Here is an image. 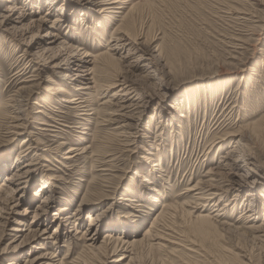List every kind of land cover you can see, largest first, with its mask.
Returning a JSON list of instances; mask_svg holds the SVG:
<instances>
[{
	"label": "rangeland",
	"instance_id": "obj_1",
	"mask_svg": "<svg viewBox=\"0 0 264 264\" xmlns=\"http://www.w3.org/2000/svg\"><path fill=\"white\" fill-rule=\"evenodd\" d=\"M132 4L133 35L104 47L119 36L116 12L86 0H0V102L25 126L8 141L11 119H0V181L13 177L0 264H264V0H126L109 11ZM108 48L128 85L117 98L118 86L100 87L106 73L94 83L89 74ZM60 83L65 97L87 98L89 121L64 96L48 97ZM78 84L89 88L80 95ZM69 145L87 151L63 158ZM195 183L203 189L189 190ZM90 191H104L102 201ZM170 202L181 211L169 232L187 236L175 252L143 237ZM199 215L211 229L195 227ZM107 231L136 243L89 251Z\"/></svg>",
	"mask_w": 264,
	"mask_h": 264
},
{
	"label": "bare ground",
	"instance_id": "obj_2",
	"mask_svg": "<svg viewBox=\"0 0 264 264\" xmlns=\"http://www.w3.org/2000/svg\"><path fill=\"white\" fill-rule=\"evenodd\" d=\"M86 2H88V3H91V5H94V6H97V5H99L100 6V10H99V13H104L103 11H106V12H116V13H118V16H119V21L117 22V24H116V30H115V33L116 34H119V36H110L109 37V40L104 44V47H108L109 45H110V42H112V43H114L113 41H118L119 40V38H121L120 37V35H125V36H127V38L128 37H131L132 35H133V32H134V29H135V25H136V18H135V16H134V12H132V10L136 7V5H134V4H132V5H129V7H128V10L127 11H125V13H123L121 10H119V11H109V9L110 10H114V9H112V8H124V6H122V5H124L125 4V2H126V0H110V1H105V0H86ZM118 6V7H117ZM98 7V6H97ZM118 10V9H117ZM228 12V11H227ZM106 14V13H105ZM113 14V13H112ZM115 14V13H114ZM113 14V15H114ZM117 17V16H116ZM56 21V20H55ZM54 21V22H55ZM111 35V34H110ZM98 36V35H97ZM112 38V39H111ZM121 40V39H120ZM118 43V42H117ZM116 42L114 43L115 45L117 44ZM119 44V43H118ZM112 45V44H111ZM117 46V45H116ZM115 47H113V49H114ZM112 48L110 49V48H108L107 50H105V51H102L99 55H97L96 57H95V61H97L96 63H97V65H96V63H94L93 62V69H91V67H90V72H89V74L91 75V82H93L94 83V81H96L95 80V76L93 75V73L94 72H97V73H100V74H102L103 75V73L106 75L105 76V78H106V80L102 83V85L100 86V87H103V90H106V89H110V88H112V87H114V86H118V88L119 89H117V90H114L113 92H112V98H117V97H119V96H122V91H124L126 88H128L127 86L128 85H126L125 86V83L123 82H120L119 81V79H118V76L120 75V72L115 68V70L114 69H112L110 66H111V64L112 65H114V64H116V62H117V59L116 58H114V56H113V54L111 53V50H113ZM115 50V49H114ZM95 64V65H94ZM26 66L27 65H25L23 68H26ZM54 66V65H53ZM22 70V69H21ZM21 70L19 71L20 73H18L17 74V76L18 75H21L23 72H21ZM18 72V71H17ZM70 72V71H69ZM96 73V74H97ZM95 74V73H94ZM32 76H34L33 74H31ZM30 75V76H31ZM36 75V74H35ZM63 78H61V82H62V80L63 81H67V80H70V79H72L71 77H72V75H69V73L68 72H66V73H62V75H61ZM97 77H98V75H96ZM99 77H100V75H99ZM98 77V78H99ZM104 78V77H103ZM97 79V78H96ZM24 80V79H23ZM101 80H103V79H101ZM97 81H100V79H97ZM123 81V80H122ZM102 82V81H101ZM101 82H98L99 84L101 83ZM59 83V82H58ZM64 83V82H63ZM63 83H60V84H57V85H49L47 88H46V90L48 91V94H49V98L50 97H52V99L54 98V97H57V96H60V95H62V96H66V95H64L65 93H68V90L66 89V85L65 84H63ZM90 83V82H89ZM65 85V86H64ZM81 85V84H80ZM87 88H89V87H86V86H84V85H82V86H79V84L78 85H76V87L74 88L75 90H79V91H81V93H80V95H82L83 94V89H87ZM86 94V93H85ZM88 94V93H87ZM68 96V95H67ZM79 96V95H78ZM47 97V98H48ZM63 97V98H64ZM87 99V98H86ZM86 99H83V96H79V98H72V97H65L64 99H62V101L63 102H67V103H73V107H75V109L76 110H80L81 111V113H80V115L82 116V117H84L83 119H89V115L90 114H92V113H89V111H88V109H86V107L88 106V104L87 105H85V103L87 102V100ZM89 99H91V98H89ZM8 100V99H7ZM43 101L45 102V103H47V100L46 99H44L43 98ZM55 101V100H54ZM61 101V100H60ZM59 101V102H60ZM7 101H1L0 102V111L2 112H5L6 111V107L8 106L7 105ZM41 103H39L38 104V106H42V105H40ZM46 106H47V109H51V110H53V111H57L56 109H53V108H51V106H49V105H47V104H45ZM51 105V104H50ZM64 105V104H63ZM55 107V106H54ZM56 108V107H55ZM2 112V113H3ZM79 112V111H78ZM8 113H10L11 114V112H8ZM8 113H3L2 115H1V117H0V119L2 118L3 119V117L5 116V115H9ZM94 115H95V113H93ZM91 116V115H90ZM181 116H183L184 117V115H181ZM11 120H9V121H7L6 122V120H4V122H6V126H5V129H6V133H5V135H4V137H5V139L6 140H13V139H15L14 137L15 136H19V135H21V134H23L22 133V131L24 130V127H23V125H22V121L21 122H17V120H19V119H17L16 120V117L15 116H8ZM180 117V116H179ZM6 119H7V117H5ZM49 118H52V117H49ZM87 119V120H88ZM87 120H86V122H87ZM102 121H106V122H111L112 120L109 118V119H106V120H104V119H101ZM89 121V120H88ZM1 122V121H0ZM41 122V124H43V125H49V126H53V125H51L50 123H48V122H45V121H40ZM3 123V122H2ZM62 123V122H61ZM107 123V124H108ZM4 124V123H3ZM24 124V123H23ZM1 125V124H0ZM5 125V124H4ZM84 128V127H83ZM86 128V127H85ZM42 130V129H41ZM43 130H45V129H43ZM96 132H98V131H96ZM7 134V135H6ZM112 135H114L115 136V134H107V136L108 137H111ZM106 141L105 142H103L101 145H100V147H102V146H104V148H106L105 146H108L106 143H109L108 142V138L106 137ZM34 141L36 140V139H33ZM128 141H130V140H128ZM26 142H28V140H26V139H23L22 141H21V143L23 144V143H25V145H26ZM62 142V141H61ZM60 142V144H57V147L58 148H60L61 146H63V144L64 143H61ZM217 142H221V139L219 140V141H214L212 144H211V146L212 145H214V144H218ZM95 146V145H94ZM97 146V145H96ZM81 147V149H79V151H78V147L77 146H73V145H69L68 146V149L67 150H65V156L63 157V158H66V159H72V157H74V156H76L77 155V153H79L80 151H81V153L83 152V151H87V148L86 149H82V146H80ZM86 147H88V146H86ZM29 148H31V145H30V143L29 144H27V146H26V148H25V150H28ZM96 148V147H95ZM94 147H93V149H95ZM31 150V149H30ZM57 150V149H56ZM96 150V149H95ZM94 150V151H95ZM78 151V152H77ZM93 150H91V152H92ZM58 152V151H57ZM51 153V152H50ZM75 153V154H74ZM149 154H153L152 152H149ZM60 155V154H59ZM17 159V158H16ZM7 164V163H6ZM29 164H31V162L30 163H25V165L27 166V165H29ZM24 165V166H25ZM29 170H25V171H23L24 172V174L26 173V172H28ZM210 172V171H209ZM14 176H20L19 174L18 175H16V174H14ZM12 178L13 177H9V175L8 174H6L5 175V179L7 180V181H9V180H12ZM19 178H21V177H19ZM56 177H51L50 179H55ZM6 180H2V181H0V205H2V207H4L3 205L4 204H7V202L8 201H10L11 199H12V196H11V198H8V199H2V193H3V191H5V185H7V183H6ZM106 180V179H105ZM103 181V180H102ZM23 182H25V181H23ZM103 183V182H102ZM88 184V183H87ZM45 185H43V187H44ZM103 186V185H102ZM106 186V185H105ZM7 187V186H6ZM211 187H213L212 185H211ZM198 188H200L199 187V183H195L194 185H192V187L191 188H189V190H197ZM98 189V188H97ZM200 189H203V188H200ZM200 189H199V191H200ZM101 190V189H100ZM103 190V189H102ZM88 191V190H87ZM209 191H210V189H209ZM208 191V192H209ZM93 192V191H92ZM91 191L87 194V195H85V196H87L88 197V195H89V197H95V199L94 198H92V199H94L97 203H100L101 201H102V198H103V194L102 193H100V192H103L104 193V191H98V193L97 192H93L92 193ZM207 193V192H206ZM215 193L216 192H210V193H207V195L209 194V195H212V196H215ZM85 194V193H84ZM205 193H201L200 195H204ZM217 195V194H216ZM219 195V194H218ZM217 195V196H218ZM260 196H262V197H264V192L263 193H260L259 194ZM201 196V197H202ZM86 197V198H87ZM211 197V196H210ZM91 200V199H90ZM125 200H127V201H131V199L129 198H127V199H125ZM45 200H43L42 202H44ZM139 204H137L136 206H138ZM165 205V204H164ZM164 205H162V206H164ZM8 206V205H7ZM180 207V205L179 206H175V204L174 203H172V202H170V203H168V204H166L164 207H162V209H161V211H159V213L157 214V216H155L154 217V220H153V222H152V227L151 228H147L145 231H144V234H143V237H145V238H147V240H148V245L150 246V247H155V245H156V248H158V249H163L165 246V244H164V242H162L163 240H165V241H169V242H171L172 244H173V247H174V250H172L173 252H175V248H177L179 245H180V242H185V241H187V239L185 240V238L184 237H187V236H183L182 237V234H181V231H180V234L181 235H177V236H180V237H176V236H173L172 234H171V232H169L170 231V228H172L173 226H176V225H174V221H173V218H174V216H175V214H177V213H179L178 211H179V208ZM133 208V207H132ZM250 210V209H249ZM180 211H181V209H180ZM184 212V211H183ZM182 212V213H183ZM178 215V214H177ZM180 215V214H179ZM209 216H210V214H209ZM88 218H91V220L92 221H94V219L92 218V216L91 215H88L87 216ZM198 220L200 221V224H199V222L198 223H196V228H198V229H200V230H205V229H211L210 227V225H208L211 221H210V217H208V216H206V215H199L198 217ZM195 221H196V219H194ZM197 220V221H198ZM210 221V222H209ZM201 222H203V223H206L207 225H205V224H202ZM199 226H198V225ZM211 224V223H210ZM193 227V226H192ZM153 228H156L155 230H153ZM173 229V228H172ZM171 229V230H172ZM177 229V228H176ZM153 231H154V233H153ZM108 232V231H107ZM175 232V231H174ZM184 232V231H183ZM182 232V233H183ZM106 233V232H105ZM143 239V238H142ZM157 240V239H160V240H157V243L155 244V243H152V240ZM143 240H145V239H143ZM143 240H137V241H139V243H144L143 242ZM134 243H136V241H130V242H125V241H123V240H120V239H118V238H116V237H114V236H112V233L111 232H108V233H106L105 235H103V239L101 240V243L98 245V246H91V247H88V250L89 251H94L95 250V252H96V254L97 253H100V254H102L103 256L104 255H108V254H110V253H114V251L116 250V248H118V246H120V244H123V245H125L126 247H130L129 245H131V244H134ZM135 245V244H134ZM134 245H132V246H134ZM145 245H146V243H145ZM131 246V247H132ZM115 249V250H114ZM121 249V248H120ZM172 251H168L170 254L171 253H173ZM167 252V251H166ZM191 252H195V251H191ZM94 254V253H93ZM191 254V253H190ZM88 257L90 258L91 256H90V252H89V255L88 256H86V260L88 259ZM124 257V256H123ZM123 257H120V258H123ZM39 258V257H38ZM99 258V257H98ZM188 258V257H187ZM38 259H32L31 261H29V263L28 264H35L36 263V261H37ZM80 260V259H79ZM120 260H122V259H120ZM60 262H59V264H61V260H59ZM100 263V262H99ZM127 263V262H126ZM125 263V264H126ZM7 264H12V263H10V262H8ZM93 264H96L95 262L93 263ZM101 264V263H100ZM193 264V263H192Z\"/></svg>",
	"mask_w": 264,
	"mask_h": 264
}]
</instances>
